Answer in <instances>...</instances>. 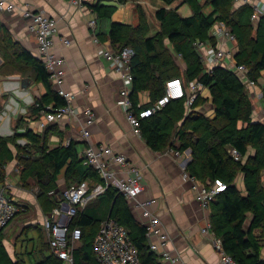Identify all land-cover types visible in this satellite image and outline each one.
<instances>
[{"label": "trees", "instance_id": "obj_1", "mask_svg": "<svg viewBox=\"0 0 264 264\" xmlns=\"http://www.w3.org/2000/svg\"><path fill=\"white\" fill-rule=\"evenodd\" d=\"M127 1L119 0V3ZM165 1L172 3L174 0ZM184 1L192 6L193 14L183 17L173 8L158 9L157 17L162 29L157 34L146 35L149 27L140 11L142 20L139 25L113 22L109 39L115 49L131 46L135 50L131 61L134 80L130 97L136 109H139L142 91H148L151 96V101L142 106L148 107L164 94L165 82L172 77H181L185 83L196 80L209 88L215 105L214 118L192 110L187 115L186 99L172 100L161 111L142 120V136L155 151H162L168 146L180 151L192 148L193 158L188 164L189 172L204 183L214 182L216 179L226 183V189L217 195L210 206L212 229L222 239L224 249L240 263L264 264L261 256L264 234L256 232L264 226V123L252 120L253 105L248 95L249 90L239 76L224 66H216L212 73L205 72L194 47L196 40H206L209 37L215 22L220 21L230 26L238 40L236 59L246 65L249 78L258 86V78L264 70V16L254 26L251 21L252 8L249 5L231 11L234 0H208L214 10L207 14L199 0ZM89 7L99 19L111 18L118 8L117 5L100 3L89 4ZM254 27L255 36L252 43L248 44L247 30ZM1 28L5 33L0 38V54L4 55L1 66L12 56L20 63L16 73L42 83L46 88V92L36 98L39 105H34V108L41 111L50 103L63 105L65 101L51 84L50 74L42 60L19 41H15L6 27ZM166 39L173 45V53L184 60V76L169 52ZM198 100L199 97L192 108L197 105ZM22 119L20 118V122ZM175 135L180 141L178 145L174 143ZM22 137L27 140L26 145L17 143ZM12 141L26 153L22 159L26 168L23 179H37L41 194L46 193L52 200V211L59 202L50 192L60 189L59 176L63 171L66 177L76 181L75 184L88 178L94 183H103L97 171L84 165L74 141L50 148L41 135L26 129L12 137L0 138L2 164L15 158L11 148ZM31 147L40 151L34 158L28 156ZM229 147L236 148L241 153L240 160H235ZM251 149L253 153L250 152ZM233 162L234 166L231 165ZM240 173L244 175L245 195L236 185ZM4 181L0 183H5ZM102 195L96 204L87 206L72 222L71 229L79 227L82 230V239L74 249L75 264H100L94 253L93 243L102 219L107 215L129 230L139 249L142 264H162L157 254L150 251L147 228L136 219L125 195L112 186ZM100 200H106L108 204L103 206L98 203ZM250 213L251 221H248ZM3 239L1 231L0 264H26L20 259L11 258ZM35 264H63V261L50 248L49 252H43L42 258Z\"/></svg>", "mask_w": 264, "mask_h": 264}, {"label": "crops", "instance_id": "obj_2", "mask_svg": "<svg viewBox=\"0 0 264 264\" xmlns=\"http://www.w3.org/2000/svg\"><path fill=\"white\" fill-rule=\"evenodd\" d=\"M10 1L21 6L29 5L34 9L43 10L49 16L57 19L58 32L55 37L54 50L66 59L65 88L74 93V103L80 110V117L84 119V109L89 106L96 113L95 122L88 127L90 131L89 140L81 135L80 129L84 122L82 119L76 120L79 118H65L41 129L38 125L41 113L33 105L28 108L26 115L13 120L12 127L33 130L44 138L46 145L50 148L60 144L68 145L74 141L77 151L82 155L88 143H104L109 144L115 151L126 155L131 164L142 170L144 190L140 198L157 199L153 205V210L160 217L164 230L170 236L169 249L182 256V264H223L219 252L213 244L212 237L202 232L207 222L211 220L210 208H204L200 204L197 194L192 188V182L185 181L182 177L184 161L189 164L193 158L192 148L182 151L180 156H176L174 152L176 148L170 146L162 151H155L143 136L134 134L126 112L120 103L122 100V82L119 76L109 68L107 61L98 54V45L94 42L93 32L89 26V21L97 18V34L103 43L113 46L109 39V31L113 22L133 26L139 25L142 20L140 11H142L144 20L149 27L146 35L153 36L162 29L161 22L157 17L158 9L173 8L181 16L187 17L193 14L192 6L184 0H174L172 3H167L165 0H128L124 4H120L119 0H83L81 4H75L71 0ZM199 1L204 5L207 14L214 10L209 2L206 5L208 0ZM95 3L117 5L118 8L111 18L99 19L89 7V4ZM245 5L248 4L233 3L231 11L239 10ZM251 21L255 26L259 20L253 21L251 18ZM0 27H6L15 41H19L38 57L37 40L34 34L28 30L27 20L23 18L20 12L10 13L0 10ZM0 32L4 33L3 28L0 29ZM65 39L70 41V45L65 43ZM166 44L174 51V47L168 39H166ZM174 54L177 53L174 52ZM2 62L3 58L0 55V64ZM182 68L185 69V63H183ZM14 76L19 77L22 83L23 77L19 73H0V84H3V88L0 87V95L5 97L3 103L0 104V109L9 97V94L4 92L7 90L4 80ZM27 89L36 98L46 92L45 86L34 80ZM248 90L253 105L251 118L253 121L264 123V98L258 95L264 90V70L258 78V86L248 88ZM150 101L149 92L142 91L139 104L144 106ZM191 109L192 112L201 113L206 117H215V105L208 87L202 90L197 105ZM188 114L189 109H187ZM20 118L24 120L22 119L20 122ZM3 137L5 136L0 138ZM179 142L178 136L175 135L174 143L178 145ZM231 148L229 147V150ZM250 152L253 153L254 151L251 149ZM262 181L264 186V177ZM236 185L240 192L245 195L246 186L243 174L238 175ZM100 197L103 195L91 201L88 206L96 204ZM98 203L103 206L108 204L106 200H100ZM49 206L51 207L50 204ZM39 208L41 211L39 217L32 216L30 221L22 223L20 226L19 232L25 226L32 225L29 238L33 240L26 244H20L24 250L23 253H19L18 246L15 247L11 243L12 239L8 234L10 231L4 232L3 230V244L13 260L20 259L26 264H35L42 258L45 250L42 248L39 234L41 228L45 231L44 219L47 216L43 217V215L45 213L50 214L53 208L43 206ZM132 211L136 219L142 223L141 216L136 214L133 209ZM109 217L107 215L102 220L104 221ZM248 221H251V213ZM256 232L264 234V226H261ZM261 256L264 258V247Z\"/></svg>", "mask_w": 264, "mask_h": 264}, {"label": "built area", "instance_id": "obj_3", "mask_svg": "<svg viewBox=\"0 0 264 264\" xmlns=\"http://www.w3.org/2000/svg\"><path fill=\"white\" fill-rule=\"evenodd\" d=\"M75 4H81L83 0H71ZM243 2L252 8L251 18L257 21L264 16V0H234V3ZM0 10L10 13L20 12L27 20L28 30L34 34L38 44V57L45 64L50 82L57 93L64 99L63 105L50 103L41 111L38 125L41 129L65 118L82 119L84 125L80 132L83 138L89 140L88 127L95 122L96 113L92 107L84 109V119L79 116L80 110L74 103L75 95L65 88L66 59L58 55L54 50L55 37L58 32V21L43 10L34 9L29 5L21 6L10 0H0ZM93 32L94 42L98 45V54L104 58L111 70H113L122 82L121 104L126 112L134 134L142 136V120L161 111L172 100L186 99L187 109L192 110V105L201 95L206 85L199 81L185 83L181 77H172L166 80L164 94L152 105L143 107L139 104L136 109L131 92L134 75L131 61L135 50L131 46L115 49L113 46L103 43L97 34L98 20L89 21ZM70 45V41L65 39ZM194 47L204 66V71L212 73L216 66H224L233 70L248 88H255L256 82L249 78L248 69L244 63L236 59L238 40L230 26L217 21L212 26L209 37L206 40H196ZM6 82L5 93L9 97L0 109V137H12L17 132H24V128H13L15 118L26 115L31 105H39L36 97L29 89L22 86L17 76L4 80ZM259 97L264 98L263 92ZM20 145H26L27 140L22 137L17 140ZM231 155L235 160L241 159V153L236 148H231ZM175 155L180 156L182 151L174 149ZM83 163L91 167L101 178L103 183H94L92 179H85L78 184L71 185L63 190H53L59 205L44 219V229L48 236L52 253L58 256L63 264H75L74 249L82 239V230L79 227L71 229L75 217L83 211L91 201L102 195L109 187L117 188L123 193L134 210L141 216L142 223L147 228V243L150 251L157 254L161 263L182 264V256L172 252L169 247V234L164 230L160 217L154 212L153 205L156 198L141 199L144 190L142 182V170L131 164L126 155L115 151L109 144L88 143L81 155ZM188 162L184 161L182 177L185 181L192 182V188L197 194V199L204 208H210L217 195L226 189V183L220 179L214 182L204 183L188 170ZM8 181L0 184V232L16 217L20 211L19 204L11 192ZM203 234L211 236L216 250L219 252L223 264H242L229 254L223 247V241L217 237L212 229V222L208 221L202 229ZM155 238V239H154ZM93 250L100 264H142L140 252L133 242L129 230L112 218L104 220L97 232L93 243Z\"/></svg>", "mask_w": 264, "mask_h": 264}, {"label": "rangeland", "instance_id": "obj_4", "mask_svg": "<svg viewBox=\"0 0 264 264\" xmlns=\"http://www.w3.org/2000/svg\"><path fill=\"white\" fill-rule=\"evenodd\" d=\"M207 3L208 1L206 2V5ZM254 33L255 30H253L252 28H249L247 30L248 44L252 43ZM3 36H5V33L0 32V38ZM172 51V49H169V52L172 53L173 58L179 66L180 73L182 74V76H184L182 71L184 60L181 56L174 54ZM0 55L3 58L4 55ZM2 63L0 64V73L16 72L18 65H20V63L14 60L12 56H9L7 58V62L3 66H1ZM0 87L3 88V84H0ZM4 99L5 97L0 95V104L3 103ZM14 142L15 141H12L11 148L15 154V158L14 160H10L4 164L0 163V180L8 181L11 185L10 190L11 192H13L12 194H14L15 201H17L19 204L20 211L16 215V217L5 227L4 232L10 231L8 234L12 239L11 243L14 244L15 247L18 246L19 253H23L24 250L21 248L20 244H26L27 242L29 243L31 240H33L29 238V233L31 231L32 225L25 226L19 232V230L21 229L20 226L22 225V223H27L28 221H30L32 219V216L35 218L39 217L41 212L39 207L43 206L46 208H53L54 206L52 204L51 198H49L46 193L41 194V190L36 178L30 177L27 180L23 179L26 168L22 159L25 158L24 155H26V153L23 150H20ZM39 153L40 151L38 152L31 147L28 156L34 158ZM231 165L234 166V162ZM75 183L76 181L74 179L66 177L64 172L59 176V188L61 190ZM49 204H51V207L49 206ZM46 215L47 214L45 213L43 217H45ZM39 235L41 237L43 250H45V252L50 251L48 236L43 228L40 229Z\"/></svg>", "mask_w": 264, "mask_h": 264}, {"label": "water", "instance_id": "obj_5", "mask_svg": "<svg viewBox=\"0 0 264 264\" xmlns=\"http://www.w3.org/2000/svg\"><path fill=\"white\" fill-rule=\"evenodd\" d=\"M32 84V79L31 78H28V77H25V78H22V86L27 88L29 87L30 85ZM188 164V163H187Z\"/></svg>", "mask_w": 264, "mask_h": 264}]
</instances>
